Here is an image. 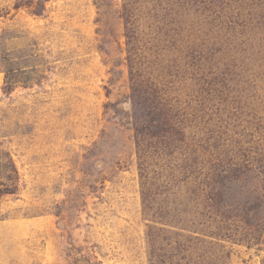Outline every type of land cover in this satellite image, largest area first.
Returning a JSON list of instances; mask_svg holds the SVG:
<instances>
[{
    "label": "rangeland",
    "instance_id": "obj_1",
    "mask_svg": "<svg viewBox=\"0 0 264 264\" xmlns=\"http://www.w3.org/2000/svg\"><path fill=\"white\" fill-rule=\"evenodd\" d=\"M0 264H264V0H0Z\"/></svg>",
    "mask_w": 264,
    "mask_h": 264
}]
</instances>
